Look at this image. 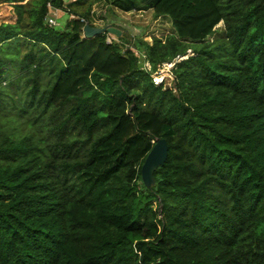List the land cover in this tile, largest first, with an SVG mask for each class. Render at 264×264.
<instances>
[{
    "label": "trees",
    "instance_id": "1",
    "mask_svg": "<svg viewBox=\"0 0 264 264\" xmlns=\"http://www.w3.org/2000/svg\"><path fill=\"white\" fill-rule=\"evenodd\" d=\"M10 1L0 264H264V0H105L172 19L175 32L127 44L85 35L101 0ZM138 50L152 70L177 57L173 84ZM158 136L169 153L147 186Z\"/></svg>",
    "mask_w": 264,
    "mask_h": 264
},
{
    "label": "rangeland",
    "instance_id": "2",
    "mask_svg": "<svg viewBox=\"0 0 264 264\" xmlns=\"http://www.w3.org/2000/svg\"><path fill=\"white\" fill-rule=\"evenodd\" d=\"M9 2L12 1L0 0V5ZM93 8L94 9L91 18L94 23L104 24L106 20H108L112 23L117 24L120 28L123 29V31H125V35L122 38L119 35L114 34L119 38L122 44H127V42L132 43L134 38L139 35H143L145 39L152 41L154 35L165 37L171 32L176 31L170 16L165 14L157 15L154 12L153 8L125 10L119 6H115L113 4L111 5L105 0H101L95 3ZM63 10L64 9L62 8H59V10H57V25L59 26L64 25L67 19L72 15L70 14V11ZM102 16L105 17L103 18ZM223 34H225V22L222 19L219 23H217L216 30L210 35V37L212 38L213 36L216 37V35ZM16 49L17 47H15V44H13V46H7V50L9 52H13ZM189 51L191 52L192 49L189 48ZM141 61L144 64L142 59ZM175 65L176 62L167 63L165 60L164 62H162V66L158 68L159 70L153 73L154 79L156 81H161V78H163L167 83L173 84L174 74L172 67H174ZM7 66L13 72H16L19 68L18 64L15 62H8ZM0 108L1 111L4 110L1 105ZM12 111H14V109Z\"/></svg>",
    "mask_w": 264,
    "mask_h": 264
},
{
    "label": "water",
    "instance_id": "3",
    "mask_svg": "<svg viewBox=\"0 0 264 264\" xmlns=\"http://www.w3.org/2000/svg\"><path fill=\"white\" fill-rule=\"evenodd\" d=\"M102 31H111L117 35L123 32L117 24L107 22L105 24L92 23L90 20L85 22V35H94ZM169 153V142L166 136H158L152 147L148 150L142 164V176L147 186H152L156 181L155 169L166 161Z\"/></svg>",
    "mask_w": 264,
    "mask_h": 264
},
{
    "label": "built area",
    "instance_id": "4",
    "mask_svg": "<svg viewBox=\"0 0 264 264\" xmlns=\"http://www.w3.org/2000/svg\"><path fill=\"white\" fill-rule=\"evenodd\" d=\"M49 5H50V12H49V14H48V16H47V18H48V21L51 23V24H57V22H58V20H57V10H59V8L58 7H55L53 4H52V2H49ZM82 18H84L85 19V17H82ZM87 20V19H86ZM113 39V35L112 34H109L108 35V40L110 41V40H112ZM140 52V51H139ZM141 54H142V57H144L143 59H144V66L147 68V69H149V70H152V65H151V63H150V61L146 58V52L143 50V51H141L140 52ZM176 60H177V57L176 58H174L173 60H166V62L167 61H170V62H172V63H175L176 62ZM175 61V62H174ZM164 62V61H163ZM168 63V62H167ZM159 69H157V70H152V74L154 73V72H156V71H158ZM162 79L163 78H161V81H162ZM158 81V80H157ZM159 82V81H158Z\"/></svg>",
    "mask_w": 264,
    "mask_h": 264
},
{
    "label": "clouds",
    "instance_id": "5",
    "mask_svg": "<svg viewBox=\"0 0 264 264\" xmlns=\"http://www.w3.org/2000/svg\"><path fill=\"white\" fill-rule=\"evenodd\" d=\"M86 21H88V20H86ZM108 22H110V21H108ZM105 23H107V22H105ZM105 23H104V24H105ZM96 24H98V23H96ZM109 32H110L109 34H112V35H113V38L116 37V36L114 35V34H115L114 32H111V31H109ZM109 34H108V35H109ZM138 52H139V50H138ZM140 54H141V53H140Z\"/></svg>",
    "mask_w": 264,
    "mask_h": 264
},
{
    "label": "crops",
    "instance_id": "6",
    "mask_svg": "<svg viewBox=\"0 0 264 264\" xmlns=\"http://www.w3.org/2000/svg\"><path fill=\"white\" fill-rule=\"evenodd\" d=\"M20 1H25V0H20Z\"/></svg>",
    "mask_w": 264,
    "mask_h": 264
}]
</instances>
